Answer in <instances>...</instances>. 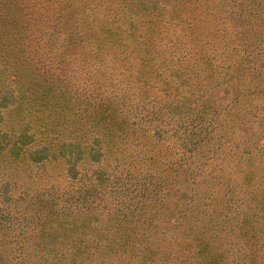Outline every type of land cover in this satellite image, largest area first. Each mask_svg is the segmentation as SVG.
I'll return each mask as SVG.
<instances>
[{"label":"trees","instance_id":"1","mask_svg":"<svg viewBox=\"0 0 264 264\" xmlns=\"http://www.w3.org/2000/svg\"><path fill=\"white\" fill-rule=\"evenodd\" d=\"M0 49V264H264V0H0Z\"/></svg>","mask_w":264,"mask_h":264},{"label":"rangeland","instance_id":"2","mask_svg":"<svg viewBox=\"0 0 264 264\" xmlns=\"http://www.w3.org/2000/svg\"><path fill=\"white\" fill-rule=\"evenodd\" d=\"M18 13V12H17ZM17 15V17L19 18V16H18V14H16ZM20 24V18H19V21H18V25ZM0 51H1V49H0ZM9 56H12L11 55V53H9ZM34 88H36V85L34 86ZM160 144V143H159Z\"/></svg>","mask_w":264,"mask_h":264}]
</instances>
